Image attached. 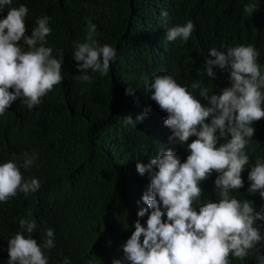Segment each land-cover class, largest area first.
Here are the masks:
<instances>
[{
    "label": "trees",
    "instance_id": "trees-1",
    "mask_svg": "<svg viewBox=\"0 0 264 264\" xmlns=\"http://www.w3.org/2000/svg\"><path fill=\"white\" fill-rule=\"evenodd\" d=\"M250 3L257 4L251 16L244 11ZM20 4L29 9L26 36L38 18H50L52 32L45 46L57 59L58 51L63 53V82L32 109L17 99L0 115V164L13 159L22 163L28 153L35 160L21 172L26 180L41 183L35 193H18L0 202V264L8 262V240L20 231V219L36 221L31 235L41 246L46 230H54V247L42 249L48 264H63L65 258L70 264H112L123 257L122 246L135 230L134 222L139 219L146 227L147 215L140 218L137 213L147 208L141 198L151 177L141 176L136 163L147 164L169 148L182 163L190 154L187 144L169 141L167 113L149 98L147 85L155 75H171L208 106L200 89L191 87L193 82L206 87L209 95L231 86L228 69L216 66V78L207 76L205 62L214 59L208 55L211 48L252 45L260 53L257 62L264 73V0H12L0 19L8 7ZM88 20L97 26L94 39L116 50L107 75L88 70L90 83L78 79L82 73L73 58L75 44L86 42ZM189 20L195 27L187 42L166 39L169 28ZM140 115L142 121L125 124L124 117L136 121ZM252 126L256 132L246 149L244 186L229 195L253 201L260 212L264 198L248 191V173L258 158L264 161V118ZM224 142L219 140L217 147ZM217 175L214 171L201 182L199 204L219 201ZM162 219L166 221V215ZM254 226L264 236V220ZM256 248L264 256V241ZM256 255L254 248L244 259L230 255L229 262L257 264Z\"/></svg>",
    "mask_w": 264,
    "mask_h": 264
},
{
    "label": "clouds",
    "instance_id": "clouds-1",
    "mask_svg": "<svg viewBox=\"0 0 264 264\" xmlns=\"http://www.w3.org/2000/svg\"><path fill=\"white\" fill-rule=\"evenodd\" d=\"M10 5L12 0H0V12ZM256 9L257 4L250 3L244 11L251 16ZM28 11L24 4L8 7L6 17L0 19V115L17 99L32 109L63 82V53L58 51L57 59L52 56V48L45 46L46 37L52 32L50 18H38L29 37L25 35ZM161 15L167 17L168 13L162 11ZM194 27L191 20L173 26L167 30L166 39L187 42ZM96 31L97 26L88 20L86 42L75 44L73 58L82 73L78 79L86 83L92 81L88 70L105 76L116 57L112 46L101 45L94 39ZM208 55L214 59L207 58L205 62L207 76L215 79L213 69L218 66L230 71L231 81L230 87L211 95L206 87L192 83V88L200 89L208 106L202 105L171 75H155L147 85L149 98L167 113L164 124L171 129L169 141L187 144L190 154L182 163L169 148L150 158L147 164L136 163L141 176L148 173L151 177L141 198L147 208L137 213L140 218L147 215L146 227L139 219L134 222L135 230L122 246L123 257L113 259L112 264H230V255L244 259L254 248L257 264H264V256L256 248L264 236L254 226L258 220H264V209L257 212L253 201L241 202L229 195L231 190L244 186L241 173L249 163L246 149L256 132L252 125L264 118V73L257 62L260 53L252 45H241L225 51L211 48ZM130 92L126 89V93ZM143 118L140 115L133 121L128 116L124 122L134 125ZM208 118L210 123L205 122ZM192 136L196 139L187 143ZM219 140L225 142L217 147ZM34 160L35 157L24 153L22 163L13 159L0 164V202H7L18 193H35L41 187L38 179L26 180L21 172V168L27 170L32 166ZM214 171L218 173L214 184L220 199L199 204L201 182ZM248 181V191L258 192L264 198V161L256 160ZM28 215H32L31 211ZM165 215L166 221L162 219ZM19 229L8 240L7 264H48L42 249L54 247V230H46L41 246L31 235L36 229L35 220L20 219ZM63 264H70L68 258Z\"/></svg>",
    "mask_w": 264,
    "mask_h": 264
}]
</instances>
